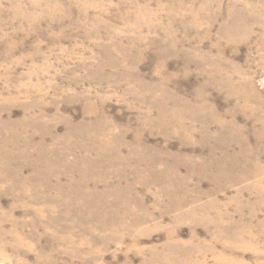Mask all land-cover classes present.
Wrapping results in <instances>:
<instances>
[{
    "label": "rangeland",
    "instance_id": "374dc122",
    "mask_svg": "<svg viewBox=\"0 0 264 264\" xmlns=\"http://www.w3.org/2000/svg\"><path fill=\"white\" fill-rule=\"evenodd\" d=\"M0 264H264V0H0Z\"/></svg>",
    "mask_w": 264,
    "mask_h": 264
}]
</instances>
